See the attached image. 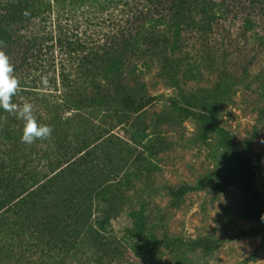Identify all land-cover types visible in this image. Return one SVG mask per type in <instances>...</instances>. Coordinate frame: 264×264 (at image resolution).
<instances>
[{
	"label": "rangeland",
	"instance_id": "rangeland-1",
	"mask_svg": "<svg viewBox=\"0 0 264 264\" xmlns=\"http://www.w3.org/2000/svg\"><path fill=\"white\" fill-rule=\"evenodd\" d=\"M37 5H43L41 19L25 27L7 23L1 39L13 70L31 87L28 99L34 117L51 126L52 133L47 139L22 143L24 121L18 112H3L0 139L7 135L10 145L19 140L17 152L26 156L25 171L30 170L25 179H44L51 161L60 162L68 154L77 166L68 179H91L94 185L119 179L131 183L120 196L106 194L91 212L62 209L65 199L60 197L35 199L38 205L27 212L43 225L58 219L57 225L44 228L39 242L32 234L30 247V241L26 246L16 242L3 227L14 222L13 216L0 221V264H264V238H234L257 229L258 222L243 215L247 197L239 186L238 163L222 144L228 137L239 151H247L264 208L263 40L252 32L241 35L247 28L240 18L225 16L223 10V20L230 22L229 36L223 38L219 32L210 38L193 30L169 57L159 45L149 44L159 43L152 36L158 29L138 26L131 32L135 36L141 28V39L133 38L120 58L126 73L136 69L140 78L143 86L135 92L152 97L154 104L128 113L116 106L114 84L106 94L94 86L103 85L100 70L111 67L107 54L99 57L115 25L127 17L126 0H34ZM262 25H254V32ZM6 29L13 35L15 29L16 36L6 35ZM122 35L119 30L113 37ZM36 88H45L51 97L36 96ZM181 98L219 101L217 131L201 139V123L179 112ZM22 104L20 99L15 105L18 111ZM80 141H86V149L81 150ZM220 177L234 183L222 192L209 191L207 181ZM182 185L197 190L175 200L168 189ZM86 198L85 192L74 202L84 207ZM42 204L59 208L48 214L40 210ZM130 210H141L147 226L154 228L152 236L127 240ZM69 219L88 220L90 225L66 226ZM104 219L109 223L103 225ZM200 240L216 243L217 248L208 252L191 246Z\"/></svg>",
	"mask_w": 264,
	"mask_h": 264
},
{
	"label": "trees",
	"instance_id": "trees-1",
	"mask_svg": "<svg viewBox=\"0 0 264 264\" xmlns=\"http://www.w3.org/2000/svg\"><path fill=\"white\" fill-rule=\"evenodd\" d=\"M126 3V19H124L122 24L115 25L110 39L107 40V43L102 44L103 51L99 59H102V56L107 54L111 67L106 66L104 70H100L103 85L100 82L94 84L100 94H106L107 89L114 84L112 90L116 89L117 91L116 106L120 111L128 113L140 112L154 104L152 97L142 92H135V88L141 85L140 78L136 74V69L126 73L124 70L125 63L120 58L126 48L128 46L131 47L130 42L133 38L136 39L138 37V39H141V35H139L141 34V28L135 36L131 32L138 26L144 27L147 24L158 29V35L153 34L152 36L159 39V43L151 41L149 44L151 46L159 45L162 54L172 57L176 52L175 50L177 48V50H180L179 48L184 45V41L192 34L193 30H196L199 33L198 35H208L206 37L210 38H214L219 32L224 34L223 38L229 36L230 22L226 24L225 21L227 22V20L223 19L227 18L222 17L223 10H225V16L233 15L235 18H240L242 26L247 28H243L241 35L245 32H252L254 36L260 37L256 36L257 39L263 40V44H259L264 47V19H262L264 18V0H126ZM20 4L24 6L20 7ZM112 4L116 5L117 2L113 1ZM42 7L43 5L34 6V0H0V52H3L7 57L10 56L6 52L7 45L3 44V39H1V36H4L3 32H5L6 24L13 23L14 25H24L23 27H25L28 23L34 21L35 18L41 19L45 14ZM25 10H28L29 13H26ZM33 12L36 13L33 15ZM261 19L262 21H260ZM190 22H193V24L190 25ZM261 22H263V25ZM254 25L256 27L262 25L263 29L254 32ZM194 26L197 29H194ZM119 30L123 31L121 38L113 37ZM6 32V35L10 37L16 36L15 29L14 35L9 30ZM17 33L19 34V30ZM26 47L30 48L29 43ZM165 60L167 59L165 58ZM26 61L28 62L27 59ZM13 75L19 81V87L12 97L13 106L15 107L20 99L23 101V106L31 103L32 101L28 99L29 88L31 87L24 85L26 78L20 76L18 71L15 70ZM25 88L27 90H24ZM36 89L38 90L36 96L51 97L49 93L44 91L45 88ZM21 94H26L27 96L22 97ZM108 96L109 94L103 97ZM219 107L220 102L217 100L207 103L200 98H181L179 102V112L183 116L190 117L201 123V131L199 133L201 139H207L212 133L217 131ZM3 112L17 113L18 110L4 111L0 109V115ZM6 136L4 134L0 139V221H8L13 216L14 222H10L9 226L5 224L3 227H7L8 233L15 237L16 242L25 246L29 243L32 234L36 235L39 242L40 238L38 236H44L43 229L54 223V225H57L56 222L59 221L54 219V222H46L43 225L42 221H38L34 216L30 215L27 211L34 210L38 205L35 204V199L46 201L50 197H60L65 199V203L62 202V209L80 210L82 208L91 212L92 209L96 210L100 206L98 201L100 199L104 200L106 194L120 196L126 192L128 185L131 183L130 179H119L114 183L103 180L98 185H94L91 179L84 182L80 181V179H68V176L73 174L77 167L74 161L71 162L67 158L68 154L60 162L51 161L49 175L44 179H25L30 170L25 171V166L28 164V161H25L26 156L21 155V152H17L16 142L19 140L14 141L10 145L6 143L9 142V138L5 140ZM80 142L82 145L81 150L86 149V141ZM222 144L230 151L238 163L239 186L247 197L243 215L248 221L258 222L257 229L241 233L234 238L259 237L263 239L264 208L261 205V197L253 185L247 151H239L228 137H224ZM79 153L77 152L76 155ZM23 160L25 164H21ZM17 175H21V177L16 178ZM233 183L232 179L220 177L208 180L206 186L211 192H222ZM195 190H197V187L182 185L174 189L169 188L168 192L175 200H181L186 194ZM85 192L88 194V198H86L87 204L81 207L74 201L85 194ZM67 200L71 202H67ZM57 208L59 206H53L48 209L43 204L40 205V210L43 209L45 210L44 213L47 212L48 214L51 210ZM110 211L115 212L114 206L111 205ZM127 216L131 222L126 227L127 240L136 242L135 240L152 236L154 228L147 226L145 218L141 216V210H130ZM101 223L106 225L109 220L104 219ZM65 225L88 228L90 223L88 220L83 219H69L68 222L65 221ZM144 235L146 236L143 237ZM31 246H33V243L30 244ZM191 246L208 252L217 248L216 243L207 240L191 243Z\"/></svg>",
	"mask_w": 264,
	"mask_h": 264
},
{
	"label": "clouds",
	"instance_id": "clouds-1",
	"mask_svg": "<svg viewBox=\"0 0 264 264\" xmlns=\"http://www.w3.org/2000/svg\"><path fill=\"white\" fill-rule=\"evenodd\" d=\"M13 71L8 57L0 52V109L4 111H16L12 97L19 87V81L13 75ZM17 114L24 121L22 143L32 144L37 140H44L51 136V126L37 122L33 115V106L30 103L25 104Z\"/></svg>",
	"mask_w": 264,
	"mask_h": 264
}]
</instances>
